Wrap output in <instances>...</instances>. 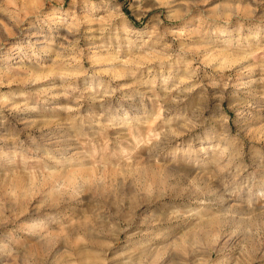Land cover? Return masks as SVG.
I'll return each mask as SVG.
<instances>
[{"label":"rangeland","instance_id":"374dc122","mask_svg":"<svg viewBox=\"0 0 264 264\" xmlns=\"http://www.w3.org/2000/svg\"><path fill=\"white\" fill-rule=\"evenodd\" d=\"M0 264H264V0H0Z\"/></svg>","mask_w":264,"mask_h":264}]
</instances>
